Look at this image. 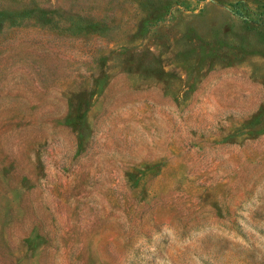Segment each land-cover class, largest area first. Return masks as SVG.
I'll list each match as a JSON object with an SVG mask.
<instances>
[{
    "label": "rangeland",
    "instance_id": "obj_1",
    "mask_svg": "<svg viewBox=\"0 0 264 264\" xmlns=\"http://www.w3.org/2000/svg\"><path fill=\"white\" fill-rule=\"evenodd\" d=\"M0 264H264V0H0Z\"/></svg>",
    "mask_w": 264,
    "mask_h": 264
}]
</instances>
